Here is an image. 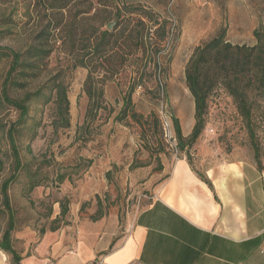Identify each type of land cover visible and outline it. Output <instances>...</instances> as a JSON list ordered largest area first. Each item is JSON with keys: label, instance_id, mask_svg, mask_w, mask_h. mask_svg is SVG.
Listing matches in <instances>:
<instances>
[{"label": "rangeland", "instance_id": "obj_1", "mask_svg": "<svg viewBox=\"0 0 264 264\" xmlns=\"http://www.w3.org/2000/svg\"><path fill=\"white\" fill-rule=\"evenodd\" d=\"M51 1L0 0V30L5 28L1 19L11 18L13 22L12 34L0 40V47L22 50L33 30L59 18L60 15L49 10ZM114 2L119 6L153 7L161 19L168 21L167 35L154 56L158 66L149 68L143 84L132 95L127 117L119 118L129 71L116 63L114 69L119 73L110 82L104 78L109 77L110 70L98 60L94 64L97 76H93V81L102 79L103 96L89 102L84 92L88 70L77 67L75 62L80 52L77 48L68 51L62 30L50 32L56 40L54 50L45 61L41 76L30 88L57 77L67 90L70 126L56 128L53 124L55 102L43 105L38 101L30 107L29 115L33 118L18 128L16 146L21 169L8 187L14 231L30 228L41 235L56 228L75 234L78 227L86 224L98 225L100 235L104 233L107 238L118 235L128 217L146 204L151 183L162 177L159 168L162 162L174 159L171 149L160 141L155 117L162 113L168 119L176 118L181 133L187 130L190 120L194 121V103L186 87L185 68L195 48L222 26L200 25L194 1ZM87 5V1L79 0L72 12L83 10ZM222 13H227L226 9ZM229 22L226 18V39L233 45L252 46L255 44L253 29L264 31L261 25ZM110 23L113 26L114 21ZM92 24L91 20L77 19V41ZM120 44L121 40L114 49L115 56L127 52L119 48ZM8 66V61L0 64V86ZM23 94V91L10 92L13 98H21ZM132 112L142 118H132ZM17 118L18 112L0 103V124L8 128ZM204 121V129L196 142L191 148L179 151L176 158L189 157L192 167L210 168L229 160L255 163L257 156L260 165H264V101L253 118L251 136L236 105L222 89H216L208 98ZM34 133L35 138L30 139ZM5 136V131L0 132V187L14 171ZM31 181L40 186L30 189ZM146 181L148 184L143 186ZM62 207L67 209L63 218ZM98 213L102 217L94 222ZM7 224L0 191V236Z\"/></svg>", "mask_w": 264, "mask_h": 264}, {"label": "trees", "instance_id": "obj_2", "mask_svg": "<svg viewBox=\"0 0 264 264\" xmlns=\"http://www.w3.org/2000/svg\"><path fill=\"white\" fill-rule=\"evenodd\" d=\"M79 0H52L49 10L60 15L54 21H48L46 26L33 30L29 34L22 50H14L11 47H0V64L8 61L9 66L0 86V103L13 108L18 112V118L8 128L0 124V132L5 131L13 158L14 171L5 180L1 187L2 205L8 216L6 229L0 236V250L11 258L12 263L18 264L20 256L13 250L11 236L15 232L12 209L9 202L8 187L15 180V174L21 169V162L16 146V133L18 128L31 120L30 107L33 103L42 101L43 105L55 102V127L68 128L70 102L64 84L57 77H52L31 89L44 68L45 61L53 52L56 40L50 32L63 31L64 42L67 49L73 52L76 48L80 52L75 58L76 66L88 70L84 84V92L88 101H97L103 96V89L97 78L94 64L98 60L103 61L110 70L107 79L114 82L118 71L115 66L119 63L129 74L125 80L126 90L122 96V107L118 113L119 118H126L128 108L132 101V95L137 86L143 84L145 74L150 67L157 68L156 52L160 43L167 35L168 21L161 19L158 14L149 7L143 5H117L114 0H85L88 5L83 10L74 11ZM110 10L108 11V9ZM92 13V14H91ZM66 14V17L64 16ZM91 20L94 24L82 33L79 41L76 40L77 19ZM12 19H1L4 29L0 30V40L12 34L10 25ZM114 21L113 26L107 29V25ZM227 29L222 26L211 38L195 48L185 68L186 87L194 103V125L190 134L183 137L178 120L171 117L172 128L176 140V149L183 151L191 148L204 129V116L206 114L207 101L216 89H222L236 105L238 114L245 122L250 136L251 124L261 102L264 101V31L255 29L253 37L255 44L252 46L233 45L226 39ZM126 50L121 56L114 55V49ZM117 63V64H116ZM100 64V63H99ZM11 91H23L21 98H13ZM134 119L142 118L135 113H130ZM158 125L159 138L167 149H171L165 142L160 123V116L155 117ZM57 128V127H56ZM36 133L30 139L35 138ZM173 156V151L171 149ZM256 155V154H255ZM192 171L193 167L189 157H185ZM255 164L262 168L257 156ZM146 165H142L144 167ZM160 171L162 167H159ZM1 170V165H0ZM199 175V174H198ZM199 177L208 185L209 182L201 175ZM38 182L31 181L29 188L39 187ZM67 209L62 207L60 216L63 218ZM100 214V213H98ZM101 214L94 219L97 222ZM57 219L54 220V222ZM56 228L50 229L54 232ZM14 231V232H13Z\"/></svg>", "mask_w": 264, "mask_h": 264}, {"label": "crops", "instance_id": "obj_3", "mask_svg": "<svg viewBox=\"0 0 264 264\" xmlns=\"http://www.w3.org/2000/svg\"><path fill=\"white\" fill-rule=\"evenodd\" d=\"M172 1H194L202 26H226V18L264 26V0ZM193 125L190 120L183 137ZM193 170L184 156L164 160L146 204L118 235L107 238L98 225L86 224L75 234L15 231L18 264H264V165L229 160ZM0 264L14 263L0 250Z\"/></svg>", "mask_w": 264, "mask_h": 264}, {"label": "built area", "instance_id": "obj_4", "mask_svg": "<svg viewBox=\"0 0 264 264\" xmlns=\"http://www.w3.org/2000/svg\"><path fill=\"white\" fill-rule=\"evenodd\" d=\"M160 123H161V128L163 131L165 142L172 149L173 157L174 159H176L178 151L176 149V140H175L174 131L172 128V123L170 119L166 118L164 115H162V113L160 114Z\"/></svg>", "mask_w": 264, "mask_h": 264}, {"label": "water", "instance_id": "obj_5", "mask_svg": "<svg viewBox=\"0 0 264 264\" xmlns=\"http://www.w3.org/2000/svg\"><path fill=\"white\" fill-rule=\"evenodd\" d=\"M110 27H111V25H110V24H108V25H107V29H110Z\"/></svg>", "mask_w": 264, "mask_h": 264}]
</instances>
